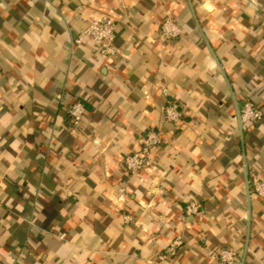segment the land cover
Wrapping results in <instances>:
<instances>
[{
	"label": "crops",
	"instance_id": "0c3cea01",
	"mask_svg": "<svg viewBox=\"0 0 264 264\" xmlns=\"http://www.w3.org/2000/svg\"><path fill=\"white\" fill-rule=\"evenodd\" d=\"M169 12L181 34L163 40ZM101 15L117 21L111 59L77 42ZM249 100L256 123L240 120ZM151 129L157 168L130 174ZM257 175L264 0H0V264H163L177 237L169 264H222V248L264 264Z\"/></svg>",
	"mask_w": 264,
	"mask_h": 264
},
{
	"label": "built area",
	"instance_id": "2783aa9c",
	"mask_svg": "<svg viewBox=\"0 0 264 264\" xmlns=\"http://www.w3.org/2000/svg\"><path fill=\"white\" fill-rule=\"evenodd\" d=\"M117 21L108 16L101 15L94 17L88 23L84 34L77 39L78 43L85 40H91L99 47L100 54L104 58L111 59L118 54L119 48L116 37ZM181 34L176 17L168 13L161 23L160 36L163 40H172ZM69 115L75 127H80L87 115V107L82 101H76L68 108ZM263 117V111L252 101H246L240 110V120L242 123L260 121ZM182 118V111L179 104L169 103L165 108V119L172 124H179ZM163 142L161 133L158 130L151 129L138 138L139 148L127 154L123 163L130 174H138L141 171L154 172L157 168L153 156L154 149ZM253 190L258 196L264 197V178L257 175L252 179ZM187 212L198 214L200 204L197 201L191 202L187 206ZM130 220L131 216H126ZM183 244L182 238L177 237L167 247V249L158 255V259L163 264H169L170 258L178 253V249ZM238 260L237 252L230 248L220 250V261L222 264H235Z\"/></svg>",
	"mask_w": 264,
	"mask_h": 264
},
{
	"label": "water",
	"instance_id": "95a60500",
	"mask_svg": "<svg viewBox=\"0 0 264 264\" xmlns=\"http://www.w3.org/2000/svg\"><path fill=\"white\" fill-rule=\"evenodd\" d=\"M243 104H244V103H242V106H243ZM240 110H241V108H239V115H240Z\"/></svg>",
	"mask_w": 264,
	"mask_h": 264
}]
</instances>
